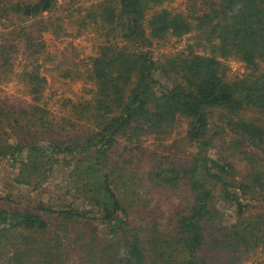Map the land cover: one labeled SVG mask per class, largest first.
<instances>
[{
    "label": "trees",
    "instance_id": "obj_1",
    "mask_svg": "<svg viewBox=\"0 0 264 264\" xmlns=\"http://www.w3.org/2000/svg\"><path fill=\"white\" fill-rule=\"evenodd\" d=\"M60 1L0 0V73L16 74L33 101L0 103V158L20 163L16 182L34 189L67 158L73 200L55 209L0 197V264H244L264 254V0H191L193 15L158 9L165 0H99L80 25L103 38L83 71L89 98L65 99L57 121L41 59L44 34L64 30L50 16ZM187 35V54L155 55ZM231 59L244 64L234 79ZM181 119L197 146L192 162L153 170L142 185L120 146L145 151ZM159 190L186 204L170 207L166 224L144 217Z\"/></svg>",
    "mask_w": 264,
    "mask_h": 264
},
{
    "label": "rangeland",
    "instance_id": "obj_2",
    "mask_svg": "<svg viewBox=\"0 0 264 264\" xmlns=\"http://www.w3.org/2000/svg\"><path fill=\"white\" fill-rule=\"evenodd\" d=\"M98 2L99 0H61L54 11L50 13L55 23L60 19L64 27V30L57 33L58 35L55 34V30L44 34L46 50L45 56L41 59V74L47 79L44 103L49 116L57 121H60L67 114V110L63 106L65 99L76 101L89 98L88 89L91 85L85 80L83 71L89 58L95 55V51L103 38L96 31L95 26H90L87 29L81 28L80 25L86 10L92 8ZM158 9H167L187 15L194 14V6L191 0H165ZM200 9L203 8L198 6L196 10ZM6 32L8 30L0 23V40L2 39L1 34H6ZM194 43L195 39L192 35L183 38H170L162 42L160 46L155 47L154 52L157 57L178 53L187 54ZM195 50L197 49L195 48ZM20 60L17 61L16 73L21 69L20 63L22 61L20 62ZM228 65L230 79L239 77L244 72V64L238 60L231 59L228 61ZM76 71L77 74H75ZM66 74L69 75L67 78L65 77ZM7 100L12 104L33 102L24 85L18 81L16 74L6 76L0 73V103ZM247 114L251 116L254 112L250 110ZM187 133L188 121L181 119L169 138L158 140L154 137H148L142 146L145 151L136 149L135 154H131L130 150L124 151L122 145L118 150V154H125L124 159L130 157L133 161V164H130L132 165L130 169L135 170L137 168L136 176L141 180L142 185H146L147 177L145 178V176L149 172L169 167L183 169L192 162L197 152V146L189 140ZM41 143L47 146L46 143ZM123 143L125 144V142ZM217 153V149L211 151L213 156L218 155ZM122 159L120 157L121 161ZM70 167L67 164V158L59 156L53 163L51 172L48 174V180L37 189H34V186L16 182V178L21 176L20 163H16L10 158H0V197L10 199L24 207L28 205L33 207L39 202H44L55 209H63L64 206L73 201L67 187ZM137 182L139 183V180ZM138 185L131 186L130 191H135L134 189L138 191ZM152 192L147 197L148 205L143 208V210H146L144 217L146 216L147 222L156 220L166 224V217L171 214L170 207L173 209V206L186 205L177 196L173 197V192L160 190ZM179 195L182 197L187 193L183 190L178 192ZM169 197L178 200L173 203ZM76 205L82 207L78 203ZM171 211L173 212V210ZM227 213L229 214L227 221L233 222L235 217L232 210H228ZM161 214L163 219H161ZM106 231L107 227L105 225L99 226V233L102 236ZM263 261L264 254L258 251L244 264H259Z\"/></svg>",
    "mask_w": 264,
    "mask_h": 264
}]
</instances>
